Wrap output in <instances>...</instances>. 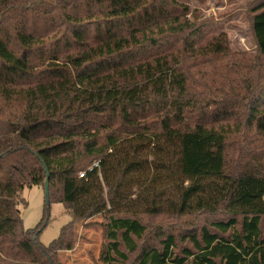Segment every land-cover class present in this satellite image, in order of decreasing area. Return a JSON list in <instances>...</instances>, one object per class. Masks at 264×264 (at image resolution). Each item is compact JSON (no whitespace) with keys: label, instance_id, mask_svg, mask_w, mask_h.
<instances>
[{"label":"trees","instance_id":"trees-1","mask_svg":"<svg viewBox=\"0 0 264 264\" xmlns=\"http://www.w3.org/2000/svg\"><path fill=\"white\" fill-rule=\"evenodd\" d=\"M185 1L0 0V264H61L98 215V264H264V153L228 150L264 139V0L246 9L251 68ZM165 66L185 83L177 125L148 96L112 111L100 88ZM19 102L23 122L4 121ZM46 178L71 220L43 246L45 197L32 230L18 207ZM195 214L210 220L178 237L143 221Z\"/></svg>","mask_w":264,"mask_h":264},{"label":"rangeland","instance_id":"rangeland-1","mask_svg":"<svg viewBox=\"0 0 264 264\" xmlns=\"http://www.w3.org/2000/svg\"><path fill=\"white\" fill-rule=\"evenodd\" d=\"M253 0H186L191 12L197 10V23H213L211 32L214 35L225 34L230 53L233 60L246 68H251L256 60V45L251 35L249 24L246 19L247 6ZM264 60V59H261ZM244 74L247 71L243 70ZM197 76L198 73L195 72ZM209 79V76H204ZM220 85L222 95L226 87L222 81H216ZM185 88L182 72L165 66L163 68L149 69L144 76L132 77L117 84L108 85L105 89L107 100L111 104L112 111L121 104L122 99H142L148 96L157 102V113L166 117L170 126L177 125L182 116V96ZM19 101L20 98H19ZM13 109L5 111L3 120L10 124L23 122L21 102L11 104ZM229 162L236 161L240 151L256 150L264 153V139L257 140L251 134L250 138L242 140L234 138L228 147ZM246 148V149H245ZM25 206H19V215L22 226L25 230L34 229L42 220L45 213L44 193L40 187H25L20 194ZM70 216L60 203H50L48 212L43 218L46 226L42 229L38 241L41 245L47 246L54 240L60 229L70 222ZM210 220V216L195 214L184 216L161 215L157 217H143L147 224L150 236L155 230H162L163 233L173 234L176 237L188 230H198ZM101 216H95L86 222L76 224V241L71 251H64L58 254L61 264H98V256L102 245V231L98 223ZM180 245L181 243L178 242Z\"/></svg>","mask_w":264,"mask_h":264},{"label":"water","instance_id":"water-1","mask_svg":"<svg viewBox=\"0 0 264 264\" xmlns=\"http://www.w3.org/2000/svg\"><path fill=\"white\" fill-rule=\"evenodd\" d=\"M44 197H45L46 204L48 205L49 204V201H48V178H46V180H45Z\"/></svg>","mask_w":264,"mask_h":264},{"label":"built area","instance_id":"built-area-1","mask_svg":"<svg viewBox=\"0 0 264 264\" xmlns=\"http://www.w3.org/2000/svg\"><path fill=\"white\" fill-rule=\"evenodd\" d=\"M97 165H98L97 162H93L92 165L89 167V170L93 169L94 167H97ZM83 175H84V172H80V173L78 174V177H79V178H82Z\"/></svg>","mask_w":264,"mask_h":264}]
</instances>
